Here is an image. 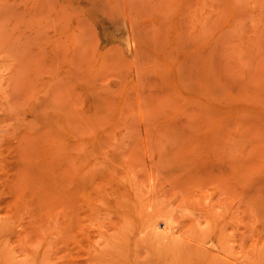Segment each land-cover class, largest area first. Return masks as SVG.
<instances>
[{
	"label": "rangeland",
	"instance_id": "1",
	"mask_svg": "<svg viewBox=\"0 0 264 264\" xmlns=\"http://www.w3.org/2000/svg\"><path fill=\"white\" fill-rule=\"evenodd\" d=\"M0 264H264V0H0Z\"/></svg>",
	"mask_w": 264,
	"mask_h": 264
},
{
	"label": "bare ground",
	"instance_id": "2",
	"mask_svg": "<svg viewBox=\"0 0 264 264\" xmlns=\"http://www.w3.org/2000/svg\"><path fill=\"white\" fill-rule=\"evenodd\" d=\"M164 219H165V218H164ZM159 223H160V222H158V221H154V222H153V225H154L153 227H154V228H158V227H160V226H159V225H160ZM162 224H164V227H166V226H167V219H165L164 221H162Z\"/></svg>",
	"mask_w": 264,
	"mask_h": 264
}]
</instances>
